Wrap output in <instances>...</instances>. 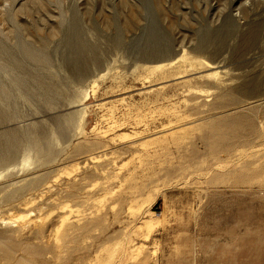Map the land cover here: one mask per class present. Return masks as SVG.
Listing matches in <instances>:
<instances>
[{
	"label": "rangeland",
	"instance_id": "rangeland-1",
	"mask_svg": "<svg viewBox=\"0 0 264 264\" xmlns=\"http://www.w3.org/2000/svg\"><path fill=\"white\" fill-rule=\"evenodd\" d=\"M256 129L264 0H0V264L261 244Z\"/></svg>",
	"mask_w": 264,
	"mask_h": 264
},
{
	"label": "crops",
	"instance_id": "crops-1",
	"mask_svg": "<svg viewBox=\"0 0 264 264\" xmlns=\"http://www.w3.org/2000/svg\"><path fill=\"white\" fill-rule=\"evenodd\" d=\"M212 249L203 247L205 253L212 255V264H264V242H250L249 235L229 234L227 240L216 238Z\"/></svg>",
	"mask_w": 264,
	"mask_h": 264
},
{
	"label": "bare ground",
	"instance_id": "bare-ground-1",
	"mask_svg": "<svg viewBox=\"0 0 264 264\" xmlns=\"http://www.w3.org/2000/svg\"><path fill=\"white\" fill-rule=\"evenodd\" d=\"M253 28H254V25L249 28V34L252 33ZM208 40L214 41V35L210 36V39H208ZM196 48L199 50H205L204 43H203L202 47L196 46ZM183 75H185V74H183ZM256 131H258V133L255 134L257 137L253 138V139H248L242 145H244V146H256L257 144H259V145L264 144V129L263 130L262 129H256ZM257 139H260V140H257ZM1 247H4L2 240H0V248Z\"/></svg>",
	"mask_w": 264,
	"mask_h": 264
}]
</instances>
